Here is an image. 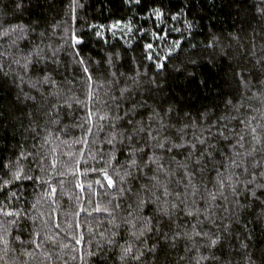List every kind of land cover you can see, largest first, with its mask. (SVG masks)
I'll list each match as a JSON object with an SVG mask.
<instances>
[{
  "label": "snow or ice",
  "instance_id": "obj_1",
  "mask_svg": "<svg viewBox=\"0 0 264 264\" xmlns=\"http://www.w3.org/2000/svg\"><path fill=\"white\" fill-rule=\"evenodd\" d=\"M124 2L129 10L142 5V0ZM25 3L30 4V0H0V38L9 40V47L16 48L19 57L8 52V68L16 64L24 72V75L16 72L10 79V72L0 62V87L8 84L20 90L16 100L25 105L21 111L29 120V130L36 132L37 128L31 126H39L44 117L57 122L53 114L58 115L63 108L59 102L60 86L67 80L68 61L60 59L59 48L46 43L48 37L46 29L41 30L42 18L37 24L31 20L21 22ZM30 7L42 5L37 0ZM142 11L145 15L141 19L155 22L152 38L165 42L168 32L160 25L166 19L176 20L183 15L173 14L163 3L157 7L155 0L151 6L144 0ZM261 20L264 21V11ZM251 27L249 22L247 28ZM188 29L186 39H190L192 25ZM131 31L129 27L128 32ZM241 32L247 37V45L241 43L239 36L233 39L247 51L242 54L244 59L236 60L233 79L244 89H249L252 80H256L258 91L264 94V43L259 45L258 55L256 29H252L251 36L244 28ZM260 33L264 41V23L260 24ZM139 34L143 36L144 30ZM216 39L213 37V42L203 47L214 48ZM65 43L87 89L86 100L78 102L88 109V121L92 119V107L98 104L102 114L98 109L97 120L108 122L106 143L110 151L102 162L101 178L96 183L102 188L115 189L116 195L126 200L127 215L121 218V223H114L116 217L108 213L116 231L98 243L95 251L87 252L88 257H95L94 264H173V250L181 240L201 242V247L209 250L201 259L220 261V264H227L223 259L226 248H234L233 241H238L248 264L257 261L264 264V247L258 245L256 252H248L255 241L264 245V124L254 125L255 117H241L239 123L244 129L238 132L237 128L229 127L236 117L227 112L213 115L207 106L194 116L174 94L165 96L170 89L160 82L161 78L180 73L186 80L207 88V81L200 79L194 70L200 67L196 54L185 50V47L195 49L197 45L190 43L182 47L184 41L173 40L162 54L156 50L159 45L154 46L150 41L141 46L138 55L131 57L128 49L132 46L127 45L123 57L119 52L103 57L105 66L83 55L87 48L83 36L72 33ZM219 55L227 62L223 51ZM4 56L5 52H0V61ZM129 72L132 75L126 74ZM97 73H103L109 85L100 97L93 88L99 79ZM229 107L239 110V105L231 99L225 102V109ZM8 116L6 112L4 119ZM4 119H0V128ZM261 120L264 121V116ZM8 124L15 127L11 120ZM47 124L45 120L44 126ZM87 131L91 134L92 128ZM0 170H5L0 175V191L11 189L14 184L19 187L22 180L32 179L23 169L2 161ZM205 175L207 183L203 182ZM115 207H121L120 203ZM117 236L121 239L117 240Z\"/></svg>",
  "mask_w": 264,
  "mask_h": 264
},
{
  "label": "trees",
  "instance_id": "obj_2",
  "mask_svg": "<svg viewBox=\"0 0 264 264\" xmlns=\"http://www.w3.org/2000/svg\"><path fill=\"white\" fill-rule=\"evenodd\" d=\"M155 2L157 7L163 3L173 14L183 13L178 19H166L160 25L168 32L167 42L154 40L151 32L155 22L140 18L145 15L142 11L144 0L140 8L132 6V10L124 0H75V3L73 0H39L42 7H30L37 0L23 4L21 22L31 20L37 24L40 18L43 19L41 30L46 29V43L59 48L60 59L68 61L67 80L60 86L59 102L63 108L58 115L53 114L57 122L52 123L44 117L39 126H31L37 128L36 132L29 130V120L21 111L25 105L16 100L20 90L8 84L0 87V119H4L6 112L9 113L0 128V161L19 167L32 176L31 180L19 182V187L14 184L11 189L0 191V264H94L95 257H88L87 252L95 251L98 243H103L116 231L108 213L112 212L116 217L114 223H121V218L127 215L126 200L116 195L115 189L102 188L96 183L101 178L102 162L110 151L106 143L109 128L107 121L97 120L100 105L92 107L89 122L88 109L78 102L86 100L87 89L71 59V49L65 43L72 33L85 38L87 48L83 55L105 66L103 57L113 52H119L123 57L127 45L132 46L128 49L131 57L138 55L141 46L150 41L154 46L159 45L156 50L162 54L173 40L184 41L182 47L194 43L197 45L195 49L185 47V50L196 54L200 67L194 70L200 79L207 81V88L186 80L180 73H174L171 78H161V84L170 89L164 95L174 94L194 116L203 106H207L213 115L227 112L237 118L231 121L229 127L237 128L238 132L244 129V125L239 123L241 117H255L254 125L264 124L261 120L264 116V94L258 91L259 83L252 80L249 89H244L237 85L232 73L236 60L244 59L242 54L247 51L233 39V36H239L242 44H248L247 37L242 35V28L247 30L248 36L252 35L253 28L256 29V50L260 54L259 45L264 43L260 39L264 0ZM152 3L153 0H148L149 6ZM165 15H168L167 11ZM9 17H12L11 13ZM249 22L251 28H247ZM189 24L192 31L190 39H186ZM129 27L132 29L130 33ZM141 29L145 32L143 36L139 34ZM213 37L217 38L215 47L204 48L203 44L213 42ZM9 44V40L0 38V52H5L0 62L5 64L11 79L12 74L19 72L24 75V72L16 64L8 68V52L19 58L16 48L9 47ZM20 47L23 48L22 42ZM221 51L227 55V62L219 55ZM64 67L62 64V71ZM126 74L132 75L130 72ZM97 75L99 79L93 88L100 97L109 85L103 73ZM101 84L104 88H100ZM27 90L25 87L24 91ZM20 95L22 101L23 95ZM228 99L239 105L238 111L231 107L225 109ZM17 104L18 108L13 107ZM8 120L12 121L14 128L9 126ZM45 120L48 121L47 126H44ZM89 127L92 128L91 134L87 131ZM5 170H0V175ZM203 182H208L207 175L203 177ZM12 192L16 195L13 196ZM117 202L121 207H115ZM200 204L203 207V201ZM120 231L122 234V229ZM116 239L120 240L121 236ZM233 244L234 248H226L227 255L223 259L227 264H248L238 241H233ZM258 245L264 247L255 241L248 252H256ZM173 252V264H220V261L201 259L209 254V250L195 240L179 241Z\"/></svg>",
  "mask_w": 264,
  "mask_h": 264
}]
</instances>
